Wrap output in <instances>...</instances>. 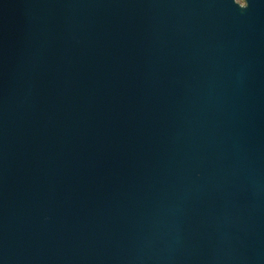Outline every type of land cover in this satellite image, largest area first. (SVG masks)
<instances>
[{
    "label": "water",
    "instance_id": "water-1",
    "mask_svg": "<svg viewBox=\"0 0 264 264\" xmlns=\"http://www.w3.org/2000/svg\"><path fill=\"white\" fill-rule=\"evenodd\" d=\"M0 264H264V0H0Z\"/></svg>",
    "mask_w": 264,
    "mask_h": 264
}]
</instances>
